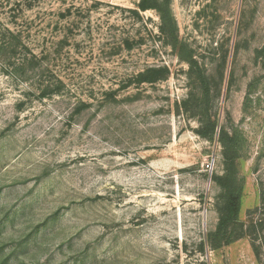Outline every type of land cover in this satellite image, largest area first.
Masks as SVG:
<instances>
[{
	"label": "rangeland",
	"instance_id": "374dc122",
	"mask_svg": "<svg viewBox=\"0 0 264 264\" xmlns=\"http://www.w3.org/2000/svg\"><path fill=\"white\" fill-rule=\"evenodd\" d=\"M263 44L264 0H0V264H264V205L209 238L222 130L260 206Z\"/></svg>",
	"mask_w": 264,
	"mask_h": 264
},
{
	"label": "trees",
	"instance_id": "16d2710c",
	"mask_svg": "<svg viewBox=\"0 0 264 264\" xmlns=\"http://www.w3.org/2000/svg\"><path fill=\"white\" fill-rule=\"evenodd\" d=\"M163 22V25H167L171 23L172 17L170 15L169 3L166 2L165 9L155 5L154 6ZM148 8V5L143 3H139V9L144 11ZM255 56L257 58H264V44L256 49ZM190 67H196V61L194 59L188 58ZM146 74V77L143 75ZM201 81H203L202 75L196 69L195 73ZM164 76V75H163ZM158 79L157 70L153 68H149L146 72L139 73L137 82H153ZM208 102V100H207ZM207 120L210 121L209 115H207V111L204 113ZM214 128V124H213ZM234 135H229L225 130H222L219 135V142L223 148V160H224V170L223 173L216 177V180L220 186L221 193L220 198L221 202L217 207L218 212V222L216 228L213 232L209 234L210 240L213 242V238L222 236V241H218V243L213 244L215 247H219L221 245H227L245 235L252 236L253 234V214H255L261 206L264 205V190L261 191L260 197V206H257L253 211L248 212V226L244 227V223L239 220L238 213L240 208V188L237 181V169L235 165V161L238 151L234 148V141L236 139ZM252 249L256 258H259V251L255 242L252 240L251 243Z\"/></svg>",
	"mask_w": 264,
	"mask_h": 264
}]
</instances>
